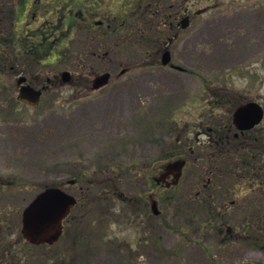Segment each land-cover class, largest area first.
I'll use <instances>...</instances> for the list:
<instances>
[{"label": "rangeland", "instance_id": "1", "mask_svg": "<svg viewBox=\"0 0 264 264\" xmlns=\"http://www.w3.org/2000/svg\"><path fill=\"white\" fill-rule=\"evenodd\" d=\"M3 1L0 264H264V163L253 159L264 120L238 137L220 126L247 101L264 106V0H184L190 23L159 52L176 32L161 24L140 35L129 17L108 33L104 57L93 53L102 42L94 34L107 29L98 19L124 23L140 0H16V14ZM72 8L74 29L55 32L51 49L41 45L32 71L4 68L11 40L20 50L38 42ZM167 51L180 68L157 62ZM105 71L110 83L94 89ZM20 75L48 84L40 104L18 101ZM212 133L225 135L222 145L205 142ZM252 138L249 158L238 145ZM183 159L178 182L167 184L166 168ZM48 187L87 199L60 240L32 243L21 234L22 211Z\"/></svg>", "mask_w": 264, "mask_h": 264}, {"label": "water", "instance_id": "2", "mask_svg": "<svg viewBox=\"0 0 264 264\" xmlns=\"http://www.w3.org/2000/svg\"><path fill=\"white\" fill-rule=\"evenodd\" d=\"M169 51L163 57V64L170 61ZM68 80L70 73L63 74ZM111 73L106 72L98 75L93 80V88L100 89L110 81ZM26 81L25 76L18 79V84ZM42 90L36 89L29 84L20 87L18 98L24 102L36 105L40 102ZM264 118V109L257 102H249L237 108L234 114V122L240 129H251L259 124ZM185 165L184 161H177L167 167L168 171L181 172ZM169 172H167L168 174ZM165 174V175H167ZM178 176V174H177ZM161 180V179H160ZM77 202L76 197L60 187H49L40 192L23 211L22 233L32 243H54L59 240L63 233V220ZM154 210L157 212L156 204Z\"/></svg>", "mask_w": 264, "mask_h": 264}, {"label": "trees", "instance_id": "3", "mask_svg": "<svg viewBox=\"0 0 264 264\" xmlns=\"http://www.w3.org/2000/svg\"><path fill=\"white\" fill-rule=\"evenodd\" d=\"M164 1V2H163ZM183 1L181 0L180 3H177V6H182L183 5ZM7 1H3L0 0V53H5L4 51V43L6 42V38L3 36L4 33V28H3V22L5 17L3 16L4 11L3 8L5 7ZM168 3H166L165 0H151V2L149 3H145L142 2V0H140L139 3V8H136L135 10H131L132 11V15L129 16V14L127 15L126 13L124 14V18H125V22L124 23H120L118 22L114 27H111V29H114V31L117 33L121 28H124L125 26L128 25V20L129 17H133L134 19L138 20V24L136 27V30L138 33H140V35L145 34L146 32H148L150 29H158L160 28L161 24L162 26H165V28H167L168 30H170V27L172 26V24L174 23L175 20H173V16H172V12H175L174 7H170V5H166ZM84 5V4H83ZM164 5V6H163ZM162 10V13H161ZM177 10V9H176ZM164 12V13H163ZM139 16H138V15ZM171 14V15H170ZM65 15V12H62L60 14V16ZM138 17H137V16ZM137 17V18H136ZM110 23V22H109ZM167 26H166V25ZM2 25V26H1ZM161 26V27H162ZM109 33V31H108ZM55 35V33H54ZM42 36H45V32L42 33ZM60 36V35H59ZM103 36V35H102ZM47 36H45L44 38H46ZM108 37V34L105 35L104 39L106 40ZM102 38V37H101ZM16 40H18L16 37L14 40L10 41V45H11V51L10 53L8 52V55L6 58V66L4 68H9L10 70L8 71H13V69L17 70V67H21V65L23 63H29V65L31 66V71L34 69V65L33 64H38L40 62V59L43 55V51L41 50L40 46H41V41L40 42H34V41H29L27 43V45L25 47H23L24 49L20 50L17 49V46H14L16 43ZM102 40V39H101ZM54 41V40H53ZM111 42L110 41H103L101 42V45H105L108 46ZM3 48V49H2ZM140 50H143V46L138 47ZM106 51L104 54H102V56L104 57L106 55V52L108 53V48H106ZM159 47L157 52H159ZM31 56V58L27 59L26 61H24V59H26V55ZM2 60L0 59V62ZM24 61V62H23ZM22 62V63H20ZM1 69L2 71H5L6 69ZM7 71V70H6ZM224 130L226 131V133L229 132V125L227 124L226 127L224 128ZM252 142H247L244 140V142H241L240 145H238V147H240V151H244L245 155L246 153H249V158L252 156V151L253 149H255L253 146L257 144V139L256 138H252ZM225 141V140H224ZM258 145V144H257ZM256 151L259 150V153L257 155L256 151L255 153H253V159L254 160H261L262 164L264 163V139H262V141H260L259 145L256 147L255 149ZM249 160V159H248ZM264 167V165H263ZM78 181H83L84 178L78 177ZM85 182V181H83ZM87 183V182H85ZM115 190L118 191L117 188H115ZM87 192V191H86ZM89 194V193H88ZM96 195V194H95ZM33 198H31L32 200ZM82 199V200H81ZM85 199L86 195H85ZM85 199H83V196H80V201L85 202ZM90 201L88 199V205ZM78 206H76L74 209H76ZM73 209V210H74Z\"/></svg>", "mask_w": 264, "mask_h": 264}, {"label": "flooded vegetation", "instance_id": "4", "mask_svg": "<svg viewBox=\"0 0 264 264\" xmlns=\"http://www.w3.org/2000/svg\"><path fill=\"white\" fill-rule=\"evenodd\" d=\"M166 1V0H165ZM168 2L170 3L169 5H170V7H174V10H175V12H172L171 14H172V16L174 17L173 18V20H175L174 21V23L172 24V26L170 27V32H176L174 35H172V33H169V34H166V35H168V37H167V39H165V40H163V42H162V46H161V48L159 49V50H162L163 49V47H164V45H165V48L166 49H168L167 47L169 46V45H167V43H168V41H169V39H172L177 33H179L180 31H181V29H182V26H183V24H187L188 22L190 23V19H191V13H192V10L190 9V4L189 5H186V6H184V5H182V6H177V3H180L181 2V0H178V1H176L175 2V0H168ZM167 1H166V3H168ZM183 3H184V1H183ZM177 9V10H176ZM75 12V9H71L70 10V12L68 13V15H63V16H59L57 19V23L56 24H54L55 25V27H61V29L63 30L64 28H67L66 30L67 31H69V32H72V30L74 29V19H75V15H74V12ZM77 13H79V11L77 10ZM76 13V14H77ZM170 14V15H171ZM105 16V14H102L101 12H98V13H96V16ZM186 18H188V19H186ZM96 22H97V20H95ZM89 23V22H88ZM94 23V21L93 22H91V23H89V24H87V25H85L87 28H88V30H90V32L92 31L91 29H92V24ZM188 23V24H189ZM95 24V23H94ZM50 25H52V24H50ZM97 25H99L100 27H103L104 25H106V27H107V29L106 30H101V32L103 33V34H101V33H99L98 31L94 34L95 35V37H96V40L97 41H101V39L104 41L105 39H104V37H105V35H107L108 34V31L110 32V34H116V32L114 31V29H110L111 27H114L115 26V24H113V23H108L107 22V20L105 19V18H99L98 19V22H97ZM166 25V24H165ZM167 26V25H166ZM49 27H51V26H49ZM116 27V26H115ZM108 28L110 29V30H108ZM51 29V28H50ZM50 29H49V31H50ZM51 32H52V34H54L53 33V28H52V30H51ZM103 35V36H102ZM102 37V38H101ZM50 40V42L48 41V42H46V44L45 45H47V46H50V49L54 46V42H55V40H54V38H53V36L51 35V38L49 39ZM54 40V41H53ZM111 45V43L108 45V46H105V45H99V47H96L97 48V50H96V48H95V50L93 51V53H96L97 51H101V52H103V54L105 53V51H106V49H105V47L106 48H108V50L110 51V49H109V46ZM165 49V50H166ZM52 51V50H51ZM108 51V52H109ZM53 52V51H52ZM52 52H48L47 51V57H50V58H53V53ZM106 54H107V52H106ZM42 62V61H41ZM40 62V63H41ZM157 62H160V64H162L161 63V61H160V59H159V61H157ZM154 64H156V63H153V64H151V65H154ZM173 65H176V64H174V62H170L169 63V65H167V66H170V67H172L173 68ZM110 72V71H109ZM33 85V84H32ZM48 84H46V83H44L41 87H37L36 85H33V86H35L36 88H41L42 90H43V94L42 95H44V93H46L47 91H48V86H47ZM229 125V132H230V134L231 135H233L234 134V137H238L239 135H241L242 133H245V132H247V130H240L239 128H237L236 126H235V124H234V122H233V119L231 118V117H228V119L226 120V121H222L221 123H220V126H221V128H225L226 127V125ZM217 133H219V132H217ZM225 135L223 134V137H224ZM223 137H221L220 136V134H217V138H215L214 137V135H213V133H212V136L209 138V140H207V141H205L206 143H210V146L212 147L213 145H215V144H218V145H222V143H221V141H222V139H223ZM174 176H175V174L174 173H172V174H170V175H168L167 177H166V179L164 180L167 184H169V183H171V181H175V178H174ZM170 178V179H169ZM170 181V182H169ZM76 180L74 179V180H72V182H70V183H72V184H76ZM0 186H2L1 184H0ZM4 187V186H3ZM115 188L116 187H114V188H111V190L114 192V193H112L111 194V196L110 197H113L114 195H115V197H116V195H117V191L115 190ZM107 191V190H106ZM114 197V198H115ZM131 200H133V197H127V207H128V205H130L129 203L131 202ZM135 200V199H134ZM72 211H73V209H72ZM70 219H72V212L66 217V219H65V221H64V224L65 225H68L69 224V221H70Z\"/></svg>", "mask_w": 264, "mask_h": 264}]
</instances>
